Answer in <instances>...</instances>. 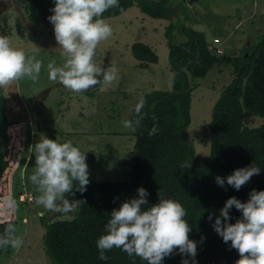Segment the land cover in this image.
I'll return each mask as SVG.
<instances>
[{"label": "trees", "instance_id": "obj_1", "mask_svg": "<svg viewBox=\"0 0 264 264\" xmlns=\"http://www.w3.org/2000/svg\"><path fill=\"white\" fill-rule=\"evenodd\" d=\"M169 1L119 0L118 7L108 9L102 16L111 18L138 4L152 17L172 18L177 11ZM53 6L54 0H26L33 26L48 23ZM177 31L185 39H177ZM166 36L172 86L169 90L142 95L146 102L141 126L134 128L130 179L89 182L83 193L76 191L81 202L73 218L50 221L44 214L41 216L45 226V250L53 264H147L119 248L106 253L108 260H100L96 247L111 211L122 201L138 195L139 186L147 189L149 204L157 202L161 194L179 201L186 209L185 219L191 227L188 235L197 245L194 258L197 264H235L239 258L230 242L226 244L216 233L208 216L212 214L214 220L230 196L246 201L251 190L264 189V124L256 127L245 124L247 113L264 117V35L237 55L213 53L208 46L212 35L185 25L182 20L172 21ZM132 53L143 61H158L155 52L143 42L133 43ZM215 64H231L234 77L213 106L208 125L210 153L199 156L186 133L191 123L196 86L193 80L204 78ZM135 115L133 110L130 119ZM153 123L159 125V131L149 137L148 129ZM27 131V123L22 119H9L8 100L4 89L0 88V235L9 224L16 226L18 205L8 208L4 197L12 196L17 200L22 191L17 180L14 182V174L23 162ZM252 163L261 170L255 174L253 182L248 181L239 190L227 183L224 186L216 183L217 175L226 176L233 169ZM240 216V211L233 207L229 222H235ZM7 247H0V256ZM185 258L193 259L174 251L164 258V264H181Z\"/></svg>", "mask_w": 264, "mask_h": 264}, {"label": "rangeland", "instance_id": "obj_2", "mask_svg": "<svg viewBox=\"0 0 264 264\" xmlns=\"http://www.w3.org/2000/svg\"><path fill=\"white\" fill-rule=\"evenodd\" d=\"M169 2L177 11L172 18L152 17L135 4L123 13L105 19L113 32L98 44L94 60L105 68L115 66L117 79L108 86L100 83L85 92L74 93L48 79L47 64L55 61L59 65L64 59L50 21L35 27L28 18L26 0H0V35L7 36L13 47L21 48L29 55L35 52L36 58L42 61L37 81L25 78L2 87L8 100L9 119H22L27 123L28 131L23 162L14 174V182L17 180L18 188L22 189L16 200L18 213L14 236L22 243L18 248L9 245L0 256V264H53L45 250V226L41 216L44 214L53 221L70 219L77 213V206L73 213L64 215L34 203L39 193L28 176L35 168L34 144L43 135L61 141L71 140L86 151L85 155L93 154V158H86L90 182L130 179L135 129L123 127L122 121L130 119L140 96L171 89L173 73L166 30L172 21L182 20L185 25L211 34L209 49L221 55L240 54L246 45L264 35V0ZM176 33L177 39H185L181 33ZM135 42L150 46L158 61L136 58L132 53ZM233 77L231 64H215L204 78L193 80L196 86L192 95L191 123L186 133L199 156L210 153L208 125L213 106ZM245 124L261 126L264 117L247 113ZM73 191L74 196L65 194L70 201L78 200L75 188Z\"/></svg>", "mask_w": 264, "mask_h": 264}, {"label": "clouds", "instance_id": "obj_3", "mask_svg": "<svg viewBox=\"0 0 264 264\" xmlns=\"http://www.w3.org/2000/svg\"><path fill=\"white\" fill-rule=\"evenodd\" d=\"M118 6L119 0H54L47 19L53 25L55 40L64 59L59 65L55 61L47 64L50 81L59 82L74 93H82L100 83L111 85L117 79V68L98 65L94 56L98 44L113 32L102 14ZM41 68L42 61L36 58L35 52L29 55L25 50L13 47L7 36L0 35V88L25 78L35 82ZM145 102L140 96L134 107V119L123 120V127L141 126ZM158 131L159 125L153 123L147 134L151 137ZM85 153L71 140L40 137L33 147L35 168L28 176L39 193L34 200L37 206L64 215L75 211L81 201H70L65 194L74 196V188L83 193L90 182ZM187 166L188 163L184 165ZM260 170L261 167L252 163L237 167L226 176L217 175L215 180L220 186L227 183L239 190ZM136 191L138 195L122 201L109 214L104 232L96 240L99 259L108 260L106 253L119 248L147 264H164V258L174 251L182 257L193 258L182 259L181 264H197L194 259L197 245L189 238L191 227L185 219L186 209L182 204L161 194L157 202L149 204L147 189L139 186ZM4 204L14 208L16 200L5 196ZM233 207L241 216L235 222H229ZM208 219L223 242H230V246L238 251L235 264H264V189L251 190L246 201L236 196L228 197L219 209V215L213 220L209 214ZM14 233V225L9 224L0 235V247H20L22 241Z\"/></svg>", "mask_w": 264, "mask_h": 264}, {"label": "water", "instance_id": "obj_4", "mask_svg": "<svg viewBox=\"0 0 264 264\" xmlns=\"http://www.w3.org/2000/svg\"><path fill=\"white\" fill-rule=\"evenodd\" d=\"M86 158H93V154H87Z\"/></svg>", "mask_w": 264, "mask_h": 264}, {"label": "built area", "instance_id": "obj_5", "mask_svg": "<svg viewBox=\"0 0 264 264\" xmlns=\"http://www.w3.org/2000/svg\"><path fill=\"white\" fill-rule=\"evenodd\" d=\"M32 199H33V197H32Z\"/></svg>", "mask_w": 264, "mask_h": 264}]
</instances>
